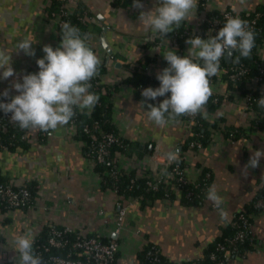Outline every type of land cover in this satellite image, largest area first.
Masks as SVG:
<instances>
[{
  "label": "crops",
  "instance_id": "crops-1",
  "mask_svg": "<svg viewBox=\"0 0 264 264\" xmlns=\"http://www.w3.org/2000/svg\"><path fill=\"white\" fill-rule=\"evenodd\" d=\"M89 10L92 28L89 40L100 61H106L105 83L115 87L112 94L113 120L122 136L138 141L148 153L143 159L155 168L153 157L157 152L168 153L179 148L191 131L183 121L168 120L157 126L147 117V107L135 93L134 86L124 81L145 56L150 62L161 58L155 75L168 65L163 53L155 48L163 36L151 39L152 30L141 24V11H151L158 0H141L143 8L133 3L124 6L117 0H81ZM221 8L237 11L251 10L264 0H212ZM48 0H0V51L9 54L15 75L0 79V93L10 90V96L19 94L11 82L28 73L38 72L36 60L43 57L45 44L58 47V19L48 18ZM204 12L195 9L182 24L198 27ZM95 26H101L98 33ZM104 33L113 54H108L101 42ZM167 37L169 35H166ZM31 40L35 56H28L18 45ZM147 40L156 41L145 44ZM164 41V40H163ZM166 53V52H165ZM264 57V48H263ZM120 63V66L118 65ZM0 69V73H2ZM204 118L209 123L217 121V129L239 128L236 138L224 134L211 135V141L187 156L186 169L191 181H196L203 170L212 175L211 186L223 199L221 209H216L207 198L203 204L184 205L179 199H157L144 206L137 198L123 199L110 187L104 188L100 173L83 152V143L74 138L71 125L50 130L44 142L38 140L30 147L0 148V174L16 185L31 182L35 185L36 200L28 207L0 209V264H16L14 240L26 235L32 240L45 225L66 226L80 234L101 233L119 244L116 264H144L139 251L147 243L157 245L170 261L181 263L203 257L207 247L222 234L223 229L244 210L264 184V157L259 167L242 174L244 165L255 150H264V123L261 128L251 125V112L241 103L223 100L215 111ZM154 153V154H153ZM124 168H134L129 157L117 153ZM127 206L120 231L115 221L119 204ZM221 210L223 215H221ZM251 233L253 248L237 255L233 264H264V211L252 212Z\"/></svg>",
  "mask_w": 264,
  "mask_h": 264
},
{
  "label": "clouds",
  "instance_id": "clouds-1",
  "mask_svg": "<svg viewBox=\"0 0 264 264\" xmlns=\"http://www.w3.org/2000/svg\"><path fill=\"white\" fill-rule=\"evenodd\" d=\"M197 3L198 0H158L153 10L140 12L139 20L154 34L166 37L174 27L179 28L182 21L195 15ZM133 6L143 8L141 0H133ZM86 40L79 28L65 22L61 26L60 45L43 46L44 56L36 60L39 71L23 75L22 81L17 78L11 82V88L19 94L11 96L8 102L0 98V111L10 114V121L22 129L38 128L45 132L66 125L76 108L91 111L99 97L89 91L90 81L97 74L100 60ZM186 43L190 45L187 55H177L174 49L163 53L168 66L156 74L159 87H147L141 92L148 119L160 127L183 115L202 114L207 118L205 106L212 95L210 77L219 73L221 58L226 54L231 56L233 50H239L241 57L248 58L255 46V34L245 20L229 16L216 35L207 39L194 35ZM32 45L31 40H22L18 50L34 57ZM0 69L3 70L2 80L15 75L11 58L4 51H0ZM168 93L170 95L162 102L148 103ZM9 96V89L0 93V97ZM258 105L264 108V96L258 99ZM179 151L175 148L167 153L170 163L178 162ZM261 157H264V150H255L242 174L246 176L248 169L259 167ZM206 197L216 209H221L223 199L215 186L208 188ZM13 249L17 254L16 264H43L34 254L33 240L28 236H17Z\"/></svg>",
  "mask_w": 264,
  "mask_h": 264
},
{
  "label": "trees",
  "instance_id": "trees-1",
  "mask_svg": "<svg viewBox=\"0 0 264 264\" xmlns=\"http://www.w3.org/2000/svg\"><path fill=\"white\" fill-rule=\"evenodd\" d=\"M117 4L120 5H130L133 0H117ZM203 1V0H201ZM200 7V5H199ZM65 10L63 1L52 0L46 8V13H62V19L71 25L79 28L81 36L86 37V33L91 34L92 28L85 22H83V16L88 13L87 7L79 0L75 10L63 13ZM255 10H262L264 12V4H258ZM90 13V12H89ZM254 10L248 14H243V16H254ZM211 17H221L222 13L219 9H214L208 13ZM63 25V24H62ZM58 26V37L61 39V26ZM264 26V15L259 19L257 25H255L252 30L255 34V46L251 51V55L248 58L240 56L239 50L235 51L234 64H241L247 66L250 69V73L256 72L258 65L260 63V58L258 57L255 47L258 43L263 40L264 33L262 28ZM204 28L203 25L201 26ZM186 28V24L180 25L179 28L174 29L173 32H169L167 35H172L175 32L178 33V41L180 46V52L186 44V41L190 38L183 34ZM95 30L98 33L102 32L101 26H95ZM162 36V35H161ZM86 43L90 48H92V43L89 40V35L86 37ZM157 40V39H156ZM156 42V41H155ZM154 41L147 40L145 44L155 43ZM180 54V53H179ZM181 55V54H180ZM182 56V55H181ZM150 58L145 56L140 60L139 64L133 67L132 72L127 76L124 81L131 83L134 86L135 93L140 99H143L141 95V86L153 85L159 87L160 82L156 79V75H150L145 71V67L148 65ZM166 65L167 61L164 59ZM202 63V61H200ZM106 61H100L98 66L97 74L90 81L91 88L89 91L94 93L99 97L98 102L95 104L94 108L89 111L87 109L81 111L79 108L74 109L75 115L67 123L69 125L76 124V132L74 133V138L83 143L84 154L95 159L94 168L97 170L102 179V186L104 188H112L123 198H137L141 205L144 206L154 200H175L179 201L184 205H199L203 204L206 200V193L211 185L212 175L209 170L205 169L196 181L186 182V183H176V179L172 177H167L166 180L159 183L157 188L151 186L148 181L151 177L146 175H140L137 168L125 169L121 168L116 174L112 171L110 164L106 161L98 162L96 160L97 143L102 141V138L107 133H114L117 140L114 141L109 146V154L107 155V160L117 158V153H122L123 155L130 157L136 155L139 158H143L145 154L148 153L146 147L141 146L138 141L130 140L121 135L116 123L113 120L112 112V94L115 87L111 84L105 83L102 80V76L107 72ZM39 69V68H38ZM245 82L238 84V87L244 90ZM228 86H233V84L228 83ZM214 95H211L205 109L208 112L215 111L220 105L221 98L219 96V102L214 101ZM3 98V97H0ZM148 103H154V100H149ZM146 106V105H145ZM253 110L255 112V117L251 121V125L256 128H261L264 123V108L258 105V101L254 102ZM0 148L14 149L18 146L28 148L32 144L22 137V135L28 131V129L20 128L16 123L10 122L5 114L0 111ZM185 115L176 118H183ZM219 124L217 121L209 123L201 115V122L199 125H194L191 128L190 136L185 140L183 144V151L179 153L178 162L181 166L186 167V161L184 159V151L187 150L192 141H200L203 146L207 145L211 141L212 129L218 128ZM222 131L226 135L230 133H235L234 138L240 136L239 128H222ZM49 131L45 132L38 129L37 140L39 142H44ZM96 139V140H95ZM118 160V158H117ZM117 163V162H116ZM176 183L178 188L173 185ZM17 189L19 186L12 183L10 180L5 178L0 174V185H10ZM30 192V197L26 204L19 207H28L34 204L36 200V190L35 185L31 182H25L23 184ZM260 199H264V184L257 191L253 199L250 201L249 205L242 211L238 212L234 219L223 229V232L218 236L205 250L203 257L188 260L181 263H176L170 261L157 245L152 243H147L144 245L138 253L139 258L144 264H192L193 261L197 260L200 264H215L217 261L221 260L223 257V251L217 249L219 243H224L228 246L227 240L236 236L240 229H245L246 234L243 239L237 240V250L233 253L234 257L242 254L243 252L253 248L254 238L251 232H248V222L252 224L253 218L251 216L252 212L264 211V207H258L257 202ZM12 208L7 200L3 198L0 194V209ZM17 208V207H14ZM243 215L246 220H243L240 216ZM247 227V228H246ZM97 235V233L86 235V237H92ZM81 237L80 233L76 230H66L65 226H59L54 224H47L44 226L42 231L33 240V250L34 254L39 256L43 264H57L51 261L54 256H62L65 258H71L73 260H80L82 264H94L95 260L91 255L83 253V249L75 247V242ZM55 238L62 242V245L55 246L50 243V239ZM104 241H109V238L102 236ZM118 252H115L109 264H116ZM214 256V258H213ZM4 264H13V262H5Z\"/></svg>",
  "mask_w": 264,
  "mask_h": 264
},
{
  "label": "built area",
  "instance_id": "built-area-1",
  "mask_svg": "<svg viewBox=\"0 0 264 264\" xmlns=\"http://www.w3.org/2000/svg\"><path fill=\"white\" fill-rule=\"evenodd\" d=\"M61 1H63V5L65 8L63 13L75 10V7L79 2V0H61ZM51 2L52 0H48V4ZM197 7L199 10L204 12L202 23L198 27L186 25L183 34L190 37L196 35L205 39H207L208 36L216 35L218 33L219 29L222 28L223 24L226 22V17L239 16L240 18L245 20L247 22L248 27L251 30H253L255 25H257L259 19L264 15V12L262 10L257 11L255 10V8L244 11H237L229 8H221L213 5L212 0H203V1L198 0ZM214 9H219L222 13V16L221 17L208 16V13ZM253 10L255 12L254 16H246V17L243 16V14L245 13L248 14ZM46 16L48 18H57L59 26L66 22L64 19H62V13L61 14L55 12L52 14L46 13ZM82 19L83 22L88 24L90 22V15L88 13H85ZM202 25L204 27L203 29L201 27ZM262 31L264 33V26L262 28ZM163 37H164L163 39L164 41L162 40L158 42V44L155 46V48L159 51L158 52L159 55L173 49L176 50L177 55L180 54L182 56L187 55V50L190 47V45L186 43L181 53L177 32H175L172 35H169L168 37L167 36L166 37L163 36ZM263 48H264V36H263V40L260 43H258L257 46L255 47V51L257 52L258 57L260 58V63L258 65V69L254 73H250V69L247 66L241 64H234L235 50L231 62H227L225 58H221L219 73L213 77H210V86L212 88V95L215 96L214 101L219 102V96H220L221 98L220 104L223 102V100H231L234 102L241 103L245 106V108L250 110L251 117H255V112L252 106L254 102H257L258 99L261 98V96H264ZM161 62H162L161 58H158V60L148 63V65L145 67V71L150 75H155L156 67L161 66L162 64ZM130 74H131L130 72L127 73V76H129ZM241 82H245L244 90L238 87V84H240ZM228 83L230 84L232 83L233 86H228ZM147 87L156 88L153 85H147L143 87L141 86V90ZM169 95L170 93L166 94V96L164 97H158L154 100V102L158 104L162 102L163 99L167 98V96ZM2 99H4L5 102H8L10 97H3ZM201 115L202 114H197L195 116L185 115L183 118H179V120L177 121H183L191 131V128L194 125L200 124ZM5 117L10 121V114L5 115ZM71 129L76 132L75 123L71 124ZM211 129H212V134L214 135H218V134L221 135L222 133L220 129L217 128H211ZM37 135H38V128L37 129L29 128L28 131H26L22 135V137L27 141L31 142V144H33L34 142L37 141ZM234 136L235 133H230L229 135V137L231 138H234ZM116 140L117 137L114 133H107L106 135L103 136L102 141L97 143V148H95L97 151L96 160L98 162L106 161L107 164L111 165L112 171L115 174L119 170H121V168H124L119 162V159L117 160V158L107 160V155L110 152L109 146ZM202 147L203 144L200 141H192L189 147L187 148V150L184 151L185 161L187 160V156L190 153ZM153 157L156 160V164H154L155 168H152L148 164L147 160L143 158H139L136 155L130 156L129 159L132 160L133 164L135 163L134 168H137L140 175H146L148 177H151L148 183L154 188H157L158 184L166 180L167 177L175 178L176 183L178 184L191 182L186 167L181 166L179 162L170 163L167 159V153L157 152ZM89 159L92 161V164L95 165L96 162L95 159H91V158ZM125 169L128 170L131 168L126 167ZM176 183H174L173 185H175L178 188ZM18 186L19 187L15 189L13 188L12 184L7 186L0 185L1 196L7 200V202L12 208L26 204L30 197L29 190L26 187H24L23 184H20ZM257 206L264 207V199H260L257 202ZM126 209H127L126 205L122 203L119 204V211L117 213L116 221H115V226L117 231H120L122 224L125 220ZM240 217L243 220H246V218L243 215H241ZM247 224H248V232H251L252 224L249 222ZM66 230L71 231L72 229L66 227ZM245 234H246V230L240 229L236 234V236L229 238L227 240L228 246L224 243H219L217 245V249L223 251V257L215 264H233V259H234L233 253L237 250L236 242L237 240L243 239ZM80 235H81L80 239L77 240L74 245L75 247H79L83 249L84 254L91 255L95 260L94 264H109L114 253L119 251L118 242L111 240L104 241L102 239L103 235L101 233H97V235L92 237H86V235L84 234H80ZM50 243L55 246L62 245V242L58 241L55 238H51ZM51 261L57 264H82L80 260H73L71 258H65L62 256H54L51 258ZM192 264H200V263L197 260H195L192 262Z\"/></svg>",
  "mask_w": 264,
  "mask_h": 264
},
{
  "label": "water",
  "instance_id": "water-1",
  "mask_svg": "<svg viewBox=\"0 0 264 264\" xmlns=\"http://www.w3.org/2000/svg\"><path fill=\"white\" fill-rule=\"evenodd\" d=\"M88 35H89V32H87L85 36L87 37ZM159 36H160V35H158V34H154V33H153V34L151 35V39H152V40H155V39H156L157 37H159ZM101 42H102L103 47H104V48L106 49V51H107V54H108L107 59H109L110 56L113 54V49L109 47V44H108V42H107V40H106V38H105L104 33L101 35ZM92 50H93V49H92ZM93 52H94V50H93ZM233 54H234V50H233L231 56H228V55L226 54L225 59H226L227 62H231V61H232ZM118 65L120 66V63H118Z\"/></svg>",
  "mask_w": 264,
  "mask_h": 264
}]
</instances>
